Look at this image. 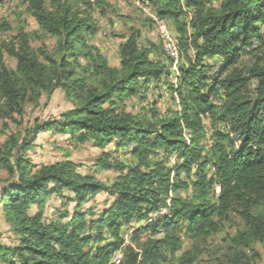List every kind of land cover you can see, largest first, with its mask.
Listing matches in <instances>:
<instances>
[{"label": "trees", "instance_id": "trees-1", "mask_svg": "<svg viewBox=\"0 0 264 264\" xmlns=\"http://www.w3.org/2000/svg\"><path fill=\"white\" fill-rule=\"evenodd\" d=\"M96 1L104 11L106 0ZM150 1L160 16L177 25L186 56L178 75L182 107L171 118L139 117L117 105L118 99L169 75L167 65L150 57L152 47L139 45L138 32L120 45L121 63L113 67L88 44L99 29L90 0H22L57 44L53 51L34 48L25 24L10 41L0 43V120L23 114L28 102L37 104L43 93L51 95L57 87L74 107L60 120L36 119L24 135L0 142V204L19 236L15 246L0 244L3 264H109L125 241L124 225L151 219L168 207V215L134 231L119 264H175L171 260L177 258L183 235L193 243L206 241L233 214L244 225L228 235L218 264H251L248 247L264 239V58L256 57L264 48L258 25L264 21V0ZM182 2L193 10L190 30L179 20ZM255 39L260 43L252 47ZM3 52L16 58L15 69L5 64ZM244 53L256 58L240 68L235 64ZM214 57L222 62L207 61ZM252 80L257 81L254 88ZM217 97L221 104L213 101ZM204 115L215 128L211 147L203 144L208 135ZM51 128L80 132L81 140L96 139L99 145L113 140L118 147L134 145L135 164L110 183L81 174L69 160L32 165L25 151ZM174 154L177 161L170 167ZM181 190L191 194L184 196ZM66 191L74 194L77 207L100 192L113 195L114 201L90 222L78 210L47 219V200L53 194L65 197ZM33 205L36 213H31ZM94 229L96 234L87 233ZM104 230L111 241L103 243ZM160 232L163 236L157 237ZM192 253L178 258L179 264H192Z\"/></svg>", "mask_w": 264, "mask_h": 264}, {"label": "rangeland", "instance_id": "rangeland-1", "mask_svg": "<svg viewBox=\"0 0 264 264\" xmlns=\"http://www.w3.org/2000/svg\"><path fill=\"white\" fill-rule=\"evenodd\" d=\"M93 4V14L97 20L99 29L87 38L88 44L98 48L105 56L110 66H120L121 58L119 47L126 38L134 32L139 33V45L143 48L152 47L150 57L153 60L161 61L167 65L169 75L163 74L157 79L145 84L144 87L132 95L118 99V107L132 114L150 119H162L174 117L175 112L181 111V100L178 94V75L180 65L186 62L185 53L179 43V31L175 22L169 16H160L156 7L150 0H106L104 11L96 0H90ZM218 6L219 2H215ZM183 13L180 17L181 23L190 30V20L193 17V10L182 2ZM4 23L9 28H4ZM21 24H25V30L30 35V42L36 49L46 47L54 50L57 40L54 36L44 33L36 19L31 16L22 0H0V43L10 41ZM261 33L264 35V21L258 24ZM259 40H253L252 47L259 44ZM256 57L264 58V48L257 51ZM256 57L251 54H243L241 60L235 65L242 68L250 66ZM2 59L10 69H15L16 58L3 52ZM84 62V58L80 57ZM210 63H221V57H214L207 60ZM256 80H252L251 87H255ZM173 86V87H172ZM215 103L221 104L220 97L214 98ZM74 107V102L67 97L61 87H57L51 95L43 93L37 104L28 102L25 105L23 114L15 115L11 119L0 120V142H3L12 134H25V129L30 127L36 119L42 122L62 119V114ZM204 117V125L208 135L203 144L211 147L213 145L212 134L215 131L210 119ZM6 124V125H5ZM80 132H69L59 128H51L40 132L34 139L33 145L25 151L26 158L32 165L41 163H55L69 160L77 166L81 174L95 175L105 183H110L116 176L126 173L129 167H133L135 160L130 152L134 146L118 147V141L113 140L104 145H99L96 139L83 141L79 138ZM187 139L190 138L188 132L184 130ZM174 158V160H173ZM109 163L110 168L99 164ZM168 165L173 167L177 161V155L169 156ZM108 165V164H104ZM208 171H213L212 167ZM4 176V173L2 174ZM6 176V175H5ZM4 176V177H5ZM185 177V176H184ZM217 194L220 188H216ZM181 193L190 195V190H181ZM75 196L70 191L65 192V197L53 194L46 202L44 216L47 219L63 218L64 214H73L75 211L86 212V219L90 222L98 219L104 210L109 208L114 196L106 192H100L96 196L88 198L81 206L77 207ZM38 211L37 205L31 207V213ZM89 211H93L91 214ZM170 208H162L151 214L149 218L142 221L132 222L124 225L121 235L125 241L113 254L109 264H119L117 255L123 257L124 249L132 243L133 233L136 229L148 224L152 219L162 215H168ZM69 217L64 218L68 221ZM244 225L242 219L233 214L221 229L208 237L206 241L193 243L186 235H183L182 247L171 263L179 264L178 258L188 252H193L192 264H218L219 257L222 256L223 247L229 234L236 233ZM87 233L96 234L95 229ZM146 235V234H145ZM163 233L157 234L162 237ZM18 234L15 227L7 223L0 204V244L15 246L18 244ZM113 238L104 230V242H109ZM97 244V243H95ZM251 264H264V239L254 242L247 249ZM122 259V258H121ZM0 264H3L0 255Z\"/></svg>", "mask_w": 264, "mask_h": 264}, {"label": "built area", "instance_id": "built-area-1", "mask_svg": "<svg viewBox=\"0 0 264 264\" xmlns=\"http://www.w3.org/2000/svg\"><path fill=\"white\" fill-rule=\"evenodd\" d=\"M173 160H174V158H173ZM157 214H158V213H155L154 216H157ZM121 258H122V257L118 254V255H117V259H118L119 262L121 261Z\"/></svg>", "mask_w": 264, "mask_h": 264}]
</instances>
